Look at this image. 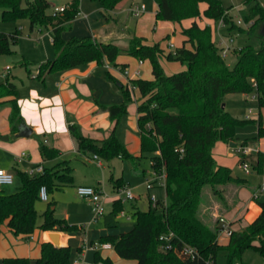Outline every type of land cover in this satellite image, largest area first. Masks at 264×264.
Listing matches in <instances>:
<instances>
[{
	"label": "trees",
	"instance_id": "trees-1",
	"mask_svg": "<svg viewBox=\"0 0 264 264\" xmlns=\"http://www.w3.org/2000/svg\"><path fill=\"white\" fill-rule=\"evenodd\" d=\"M102 15L106 20L110 13L123 0H98ZM157 20L182 23L184 41L175 52L166 53L160 42L149 44L143 36L130 38L127 47L113 42H104L92 36L65 39L63 32L70 30L73 21L80 14V1L72 0L69 7L60 15L53 16L48 11L50 0H33L23 5V0H0L3 20L28 18L30 29L49 31L55 57L42 62L38 67V77L62 71L90 62L103 63L106 60L113 66L120 55L134 56L149 60L153 78H136L130 81L138 88L141 96L138 104V123L141 131V155H133L119 139L115 130L103 139L89 138L80 133L78 126L70 125L72 135L79 143L83 153H93L98 158L112 161L116 157L129 159L135 172L139 171L140 161L152 154V168L167 172L166 197L153 207L150 202L146 211L135 213L134 226L120 234L104 236L101 242L113 245L120 257L136 260V264H216L217 254L225 250L227 264L242 262L247 249L259 251L264 257V200L259 201L261 214L243 231H233L228 245L219 243L221 225L213 213L205 212L210 205V197L229 209L225 186L236 183L246 185L247 180L236 176L233 170L220 165L215 159L214 148L219 141L236 142L239 125L250 119H241L222 107L227 94H249L256 89L259 108L264 107V6L260 0H244L241 19L245 26L239 25L229 14L222 0H156ZM205 3L204 15L209 20L221 22L228 31L247 33L256 39V44H247L238 50V60L230 67L222 55V47L213 39L210 25H201V5ZM19 30L13 33L0 31V53H12L11 43H15ZM163 58L187 64V68L168 74ZM29 69L28 62L22 63ZM124 101L106 106L110 118L115 122L128 111L133 101L131 88L123 87ZM10 107L9 123L13 134L19 132L24 118L19 105V92L16 81L7 76L0 83V110ZM259 135H264L262 117L257 121ZM184 147L181 155L177 150ZM40 152L44 161L57 160L61 151L41 141ZM240 162L245 163L242 158ZM259 171L264 170V154L260 153L255 164ZM20 179L19 188L6 193L0 188V227L8 220L10 229L17 235L32 234L38 227L37 202L40 188L45 185L49 193L72 185L74 166L72 159H60L52 165H44L43 173L29 174L15 168ZM142 174L144 172L141 171ZM110 181L115 189L124 185L122 177L111 175ZM210 187V188H209ZM211 194L209 196V191ZM54 201H49L43 212L40 228L44 231L76 232L81 229L70 224L65 218L55 214ZM209 208V207H208ZM123 204L114 200V210L119 213ZM211 213V214H210ZM215 219V220H214ZM161 237H168L169 241ZM170 244L169 249L162 248ZM190 245L197 249L195 257L184 253ZM70 247L47 246L38 262L45 264H71ZM30 258L10 257L3 264H31ZM97 264H115L109 257L95 254Z\"/></svg>",
	"mask_w": 264,
	"mask_h": 264
},
{
	"label": "crops",
	"instance_id": "crops-1",
	"mask_svg": "<svg viewBox=\"0 0 264 264\" xmlns=\"http://www.w3.org/2000/svg\"><path fill=\"white\" fill-rule=\"evenodd\" d=\"M71 2L72 1L68 4ZM122 2L111 11L110 17L107 21H118L116 10ZM137 4L130 5V8L128 9L130 14H132L131 8ZM79 15L73 21L70 31L73 28V32L77 31ZM146 17L147 16H143L138 21V27L136 28L135 34H125L124 31L122 32L118 29L115 34H110L103 38L97 34L96 30H93L92 25L90 24V26L84 30V33H75V35L77 37L92 36L94 39L104 42H111L112 39L114 41L113 43H116L121 47H127L130 38L133 36L137 35L145 37V34H143L144 32L141 31L143 28L142 20H146ZM169 22L172 23V21ZM188 22L190 23L189 20ZM46 32L49 34L52 43L50 32ZM73 32L66 30L63 32V37L69 39ZM183 41L184 36H182V44ZM146 42L152 44L147 41V38ZM170 46L175 47V43L170 42ZM220 46L222 45L220 44ZM46 55L49 57L48 59H52L49 52ZM117 61L118 63L126 64V66H113L107 60L103 63L93 61L66 70L50 72L43 77H38L37 74H33L29 79H26V81L21 79V84L17 83V85L19 84V105L24 118V123L30 126L33 129V132L29 137H17L16 133L13 134L11 132V126L9 123L10 107L6 106L0 110V139L3 142V150L6 152L5 156L12 157L13 164L10 165H14L12 170L14 174L16 173V167L28 172L35 165H52L60 159H72L75 171L74 161L80 160V158L77 157L86 156V158L91 159V156H88L86 153L79 150V143L72 135L69 128L71 124L77 125L80 133L84 136L97 140H103L109 137L110 131L113 128L114 130H117L119 139L133 155H141V131L138 123V104L141 93L138 88L132 87L130 81L136 78L152 79V65L148 59L140 60L134 56L126 54L120 55ZM175 69L178 71L183 68L178 67ZM124 70L127 71V73H125ZM7 76L8 74L5 75V77ZM127 85L132 90L133 101L128 105L129 115L123 117V119L121 118L115 128V122L111 120L109 111L105 107L122 103L124 101L123 87ZM230 95L231 94H227L224 98L226 106L229 102L228 96ZM259 109L260 114L263 117L264 107ZM252 112L253 110H251V113ZM250 116L251 115H248L246 117L250 118ZM6 137L9 138L6 139ZM41 141H44L49 146L58 148L61 151L60 158L53 161H44L40 152ZM221 142L222 141H219L216 145H219ZM23 152H25L27 156L20 160ZM73 155H75V157H73ZM97 159H100L98 164L104 166L102 162L103 159ZM83 161L86 160L84 159ZM0 168L5 169L4 166H0ZM111 175H114L116 178L122 177L117 175L113 168ZM18 180L16 190L21 184L20 179ZM74 183L75 175L73 184L67 185L64 188L74 186ZM80 185L92 184H78L76 188ZM262 185L264 186V184H259L254 187L248 180L247 184L243 186L233 182L226 185L224 188L227 192L228 201L231 204V207L228 210L224 208L221 211L220 204L216 202V206H213L211 210L214 218L218 219L219 216H223L227 220L232 231L245 230L261 214L262 208L259 204V199L260 196L264 194H261L264 187L260 190ZM2 189L4 188L2 187ZM14 189L15 188H11V190L9 189L7 193L16 191ZM256 192H259V197L255 199L253 195ZM76 196L80 198L77 194V190ZM116 197H114V200L118 199ZM83 200L88 201L86 199ZM38 203L39 201L37 202V205ZM206 211L208 212V207L205 208V212ZM101 218L105 224L104 227H101L98 230L89 231L83 227V229L81 228L76 232H62L58 230L44 231L40 227H37L30 235L15 234L10 229L8 220H6L0 227V264H3L5 258L10 257H25L31 259V264H45L44 262H38V260L41 258L45 247L50 245L55 246V243L50 237V233L52 232L59 233V247L71 248V264H97L95 262L96 252H99L103 257L111 258L115 264H136V260L126 261L122 259L111 243L100 241L104 236L120 234L128 231L135 223L130 224L125 222L124 224H119L118 222L116 225L111 224L110 226H107L106 211L99 219ZM126 220H128V218ZM230 238V235L221 231L218 240L221 245L226 246L229 244Z\"/></svg>",
	"mask_w": 264,
	"mask_h": 264
},
{
	"label": "rangeland",
	"instance_id": "rangeland-1",
	"mask_svg": "<svg viewBox=\"0 0 264 264\" xmlns=\"http://www.w3.org/2000/svg\"><path fill=\"white\" fill-rule=\"evenodd\" d=\"M72 0H50V6L48 11L56 6H67L69 7V2ZM81 14L78 17L77 31L74 28L69 32H73L69 37H77L75 33H84V30L92 25L93 30H96L97 34L105 38L108 35L115 34L116 30L120 29L125 34H135L138 21L143 17L147 16L146 20H142V31L152 44L159 43L165 52L168 54L170 52H175L178 47L182 44V27L189 24L188 20L182 23L172 22L166 20H157L156 11L158 9L156 0H124L118 9L116 10V15L118 21L114 20L107 21L100 12L101 6L98 0H79ZM225 7L228 8L229 14L234 18L235 22L241 19L242 7L244 0H222ZM28 2H33V0H23V5L27 6ZM145 4L146 13L140 17H135L128 9L132 4ZM68 4V5H67ZM206 4L201 5V16L199 22L201 25H210L213 29V39L219 45L230 46L231 49L228 55L225 57L227 63L230 67H234L238 60V50L247 44H256V39L249 37L247 33H241L238 31H232L229 33L228 27L222 24L220 21L215 22L209 20L204 15V9ZM154 17V18H153ZM239 25L245 24L242 22ZM16 30L20 31L18 38L15 43H11L12 53H0V83L6 81L8 77L15 80L16 83L21 84V79L26 81L33 74L38 75L39 65L46 61L47 53L49 52L50 57H54V48L50 41V36L46 31H40L39 29H30V23L28 18H22L19 20H3L1 17L0 9V31L13 33ZM76 30V29H75ZM140 30V29H139ZM140 35V34H139ZM233 38V42H231ZM111 42H114L111 39ZM170 42L175 43V47L170 46ZM177 47V48H176ZM53 56V57H52ZM28 62L29 69L26 68L22 63ZM162 65L165 70L169 73L179 72L187 68V64L182 63L177 60H169L168 58H163ZM9 66L10 69L6 70ZM184 66V67H183ZM183 68L178 71L175 68ZM146 79V78H145ZM18 84V85H19ZM227 110L241 119H250L249 122L239 125L236 131L238 140L234 142L236 145L231 146V143L221 142L216 145L214 149V156L219 164L228 166L233 170L236 176L242 177L248 180L254 187L259 184H264V170L261 172L256 169L255 164L258 160L259 154H264V135H259L258 133V123L262 115L260 114L259 103L257 98V91L253 89L251 93L245 95L244 93H232L228 96ZM226 104V102L224 101ZM251 110L253 112L251 113ZM129 115V111L121 118ZM251 115L250 118L246 116ZM263 124H264V112H263ZM121 120V119H120ZM119 126V125H118ZM112 128L109 136L113 133ZM117 134V130H115ZM118 136V134H117ZM45 141V140H44ZM2 140L0 139V166H4L5 170L13 173L14 165L12 163V157L5 156L2 147ZM125 145V144H124ZM27 152V151H26ZM88 156L92 158L77 157L80 158L79 161H74L75 163V183L74 186H68L66 188L56 189L49 193V201H54L56 203V215L61 218L67 219L69 223L77 224L82 229L86 230H98L104 227V222L101 219L95 218L93 212V206L89 201H85L76 196V186L78 184L89 183L92 185H99L102 187L103 191L109 195L106 200V217L107 226L124 224L128 222L134 224L136 221L135 213L138 210L146 211L150 206V195L155 194L159 200L165 198V188L162 186L148 188V179L152 177V165L151 157L152 154H148L144 157L138 167L140 172H135L133 165L129 159H123L121 157H116L112 161L108 162L102 160L104 166L98 164L100 159L95 158L93 153L87 152ZM20 155V154H19ZM75 157V155H73ZM72 157V158H73ZM244 158L245 163H241L240 160ZM86 161H83V160ZM111 164V166H110ZM245 164L248 165V171L245 168ZM114 172L123 177L124 183L128 186L135 194L134 199H127L123 203V208L130 215V218L121 217L119 213L114 210V197L125 198V194L122 190L115 189L110 181L112 168ZM144 172V174L141 173ZM14 174V173H13ZM16 174V173H15ZM14 174V175H15ZM15 175V184L11 186L3 187L4 192H8L11 188L16 190L18 179ZM124 185L121 186L123 188ZM210 188V187H209ZM209 196L211 190L208 192ZM264 193V190L261 194ZM260 201L264 200V194L260 196ZM210 205L207 207L208 212L212 210L213 206H216V201L213 197H210ZM48 201L39 200L37 205L38 218L37 225L40 227L43 221V212L46 206H48ZM210 209V210H209ZM122 258V257H121ZM126 261H133V259H125ZM243 264H264V257L262 254L254 249H247L242 257ZM228 256L225 250H221L217 254L216 264H227Z\"/></svg>",
	"mask_w": 264,
	"mask_h": 264
},
{
	"label": "built area",
	"instance_id": "built-area-1",
	"mask_svg": "<svg viewBox=\"0 0 264 264\" xmlns=\"http://www.w3.org/2000/svg\"><path fill=\"white\" fill-rule=\"evenodd\" d=\"M260 1H261L262 5L264 6V0H260ZM146 8L147 7L145 4H137L131 8V13L136 17H140L141 15H143L145 13ZM66 9H67V6H65V5L64 6H56L51 10V14L53 16H58L61 13H63ZM237 22H238V24H241L243 21L238 20ZM231 42H233V38H231ZM230 49H231L230 46H223L222 50H221L222 55L224 57H226L228 55ZM9 69H10V67L8 66L6 68V70H9ZM124 72L127 73V71H125V70H124ZM177 151L179 153H181V155H184V153H185L184 147H180ZM26 156H27V154L25 152H23L21 154L20 160ZM95 157L98 158L97 156H95ZM245 168L248 171V165L245 164ZM43 172H44V165L43 164L35 165L28 171L29 174H36V173H43ZM166 180H167V172L165 170V167H163L160 172L153 169L152 177L149 178L148 182H147L148 188H153V187H157V186L165 187ZM14 182H15V175L13 173L3 169V168H0V188H2L4 186L12 185V184H14ZM263 187L264 186L262 185L260 190H262ZM76 190H77V194L80 198L90 201V203L93 206V212L95 214V218L98 219L105 214V211H106L105 203H106V200L109 198V195L103 191L102 187L92 186V185H80L76 188ZM119 190H122V192L125 194V198H118L122 204L125 201H127V199H134L135 198V194L133 193V191L128 186L124 185L123 188H120ZM253 197L255 199L258 198L259 192L254 193ZM149 199H150L151 205L153 207H156L159 205V199L154 193L150 195ZM40 200L49 201V191H48L47 186H45V185H43L40 188ZM119 214H120V216L130 218V215H128L124 209H121ZM219 223L221 225L220 232L221 231L226 232L228 235L231 236L233 231L231 230L229 224L227 223V220L223 216H219ZM161 239L169 241L168 237H161ZM170 246H171L170 244H165L162 248H164L166 250V249H169ZM184 253L191 256V257H195L197 255L198 251L196 248H194L190 245H186L184 247ZM235 264H243V263L242 262H236Z\"/></svg>",
	"mask_w": 264,
	"mask_h": 264
},
{
	"label": "water",
	"instance_id": "water-1",
	"mask_svg": "<svg viewBox=\"0 0 264 264\" xmlns=\"http://www.w3.org/2000/svg\"><path fill=\"white\" fill-rule=\"evenodd\" d=\"M225 103L222 104V107L225 108ZM33 132V129L28 126L27 124L23 123L20 125L19 127V132L16 133V136L17 137H29ZM9 137H6V139H8ZM232 145H235L234 142L231 143ZM233 177H236V175L233 173L232 174ZM50 237H51V240L55 243V246L56 247H59L60 246V242H59V233L58 232H52L50 233Z\"/></svg>",
	"mask_w": 264,
	"mask_h": 264
}]
</instances>
